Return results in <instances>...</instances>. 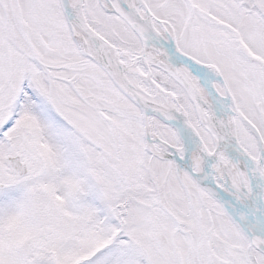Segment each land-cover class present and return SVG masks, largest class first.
I'll list each match as a JSON object with an SVG mask.
<instances>
[{"label":"snow or ice","instance_id":"6c2138e0","mask_svg":"<svg viewBox=\"0 0 264 264\" xmlns=\"http://www.w3.org/2000/svg\"><path fill=\"white\" fill-rule=\"evenodd\" d=\"M0 264H264V0H0Z\"/></svg>","mask_w":264,"mask_h":264}]
</instances>
